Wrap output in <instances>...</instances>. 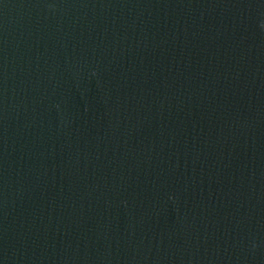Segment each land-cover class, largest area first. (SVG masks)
I'll list each match as a JSON object with an SVG mask.
<instances>
[{
  "label": "water",
  "instance_id": "1",
  "mask_svg": "<svg viewBox=\"0 0 264 264\" xmlns=\"http://www.w3.org/2000/svg\"><path fill=\"white\" fill-rule=\"evenodd\" d=\"M0 264H264V0H0Z\"/></svg>",
  "mask_w": 264,
  "mask_h": 264
}]
</instances>
